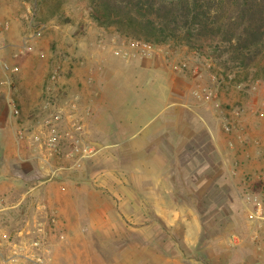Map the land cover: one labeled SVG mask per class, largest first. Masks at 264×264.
Returning <instances> with one entry per match:
<instances>
[{"label": "rangeland", "instance_id": "rangeland-1", "mask_svg": "<svg viewBox=\"0 0 264 264\" xmlns=\"http://www.w3.org/2000/svg\"><path fill=\"white\" fill-rule=\"evenodd\" d=\"M114 38L126 39L92 21L89 0H0V60L18 67V73L12 77L11 89L6 85L9 91L5 96L6 109L18 121L19 130L28 132L27 138L37 131L36 127L44 116L61 110L63 115L88 120L90 109L84 101L86 91L81 84H77L76 89L65 87L61 80L74 76L73 68L82 66L81 58L91 52L94 43L104 41L110 44ZM199 44L189 47L171 40L155 45L170 70L140 75V79H144L139 82L140 87L127 85L124 80H119L116 85L111 83L108 95L111 98L116 95L134 104L153 102L148 110L157 111L158 100L165 102L169 98L192 102L191 89L206 87L212 91L209 100H197V103L201 105L202 114L214 117L215 123L213 125L211 120L210 125L225 136L224 141L227 140V148L233 156L227 161L231 165V172L225 177L230 181L226 183L228 187L218 190L203 188L197 193L202 202L187 204L200 208L202 218L198 221L202 230L199 231L195 220L189 217L186 222L180 221L175 230L165 229L166 241H177L178 238L181 246H163V228L155 227V237L159 230L160 242L158 246H148L151 232L146 228L148 205L140 203L138 218L123 217L109 224L112 232L118 234L107 235L101 229L85 234L78 222L74 224L73 221L67 233L66 227L58 228L59 219L54 218L55 224L50 223L44 202L30 201L13 209L11 214L0 211L3 243L0 264H37L38 257L42 259L41 264H264V226L259 231L258 240L255 239L246 203L252 195L264 197V52L258 56L257 63L243 67L230 61L228 45L218 41ZM183 62L188 64L184 71L177 68ZM21 71L25 75L22 73L20 83L25 81L38 94L26 112L19 102L18 76ZM55 71H58L59 78L52 82ZM150 74L155 78L152 82L148 79ZM91 93L98 96L96 88ZM9 98L15 100L19 116L14 115ZM74 104L76 108H73ZM120 109L128 114L131 110H143L141 107ZM225 126L230 130L227 131ZM27 140L31 147L30 139ZM96 155L85 159L79 168L71 169L72 163L66 157L54 158L51 164L54 167L58 162H65L69 178L83 179L84 165ZM192 157L186 154L182 159ZM36 160L40 165L38 155ZM0 163L3 165V159ZM120 163L118 159L115 164L108 162L106 166L107 169H116ZM180 178L183 181V174ZM180 178L176 179V184ZM182 189L181 186L175 188L177 196ZM58 191L65 193L63 189ZM210 197L218 202H210ZM60 198L61 202L56 205L64 210V216L77 205L80 207L65 195ZM40 225L44 228L41 233L37 230ZM50 232L54 240L64 246H52ZM38 240L41 245L34 246Z\"/></svg>", "mask_w": 264, "mask_h": 264}, {"label": "crops", "instance_id": "crops-1", "mask_svg": "<svg viewBox=\"0 0 264 264\" xmlns=\"http://www.w3.org/2000/svg\"><path fill=\"white\" fill-rule=\"evenodd\" d=\"M113 48L112 43H94L91 52L81 58L82 66L73 68L74 76L61 80L65 87L76 89V85L81 84L86 91L84 101L90 109L86 122L88 138L94 140L92 144L98 153L84 165L83 179L69 178L65 162H58L51 168L40 167L37 154L28 145V138L20 136L22 130L18 128V121L7 113L5 96L9 91L4 84L7 74L0 69V160L3 159V165H0V201L4 202L3 211L11 214L13 209L27 202H44L50 218L59 219V229L66 227L68 233L73 221L74 224L78 222L82 233L90 234L101 229L110 235L118 234L112 232L110 223L123 217L138 218L139 204L146 203V228L151 231L148 246L155 247L160 242L159 230L155 237V227L163 228V246H181L178 238L177 241H166V230H175L180 221L186 222L189 217L195 220L196 228L202 230L198 221L202 218L200 208L187 204L202 202L197 193L203 188L218 190L228 187L226 183L230 181L225 177L229 176L231 165L227 161L233 152L228 150L225 136L210 125L214 117L200 111L201 105L192 96V89L189 91L192 102L169 98L165 102L158 100L157 111L148 110L153 102L134 104L116 95L111 98L108 95L111 83L116 85L119 80H124L127 85L140 87L139 82H144L140 75L170 70L157 52L150 58L126 61L115 56ZM22 73L18 76L19 102L26 112L38 94L25 81L20 83ZM148 79L152 82L155 78L151 75ZM165 87L171 90L169 86ZM94 88L98 91L97 97L91 93ZM125 107H141L143 110H131L128 114L120 109ZM23 132L28 135L27 131ZM186 154L193 157L182 159ZM118 159L121 163L116 169H107L108 162L115 164ZM54 169L60 170L55 178L52 176ZM177 178H180L178 184L175 182ZM178 186L183 189L177 196L175 188ZM63 195L80 204L66 216L64 210L56 205ZM209 200L218 202L213 197ZM155 219L162 223H156ZM63 220L67 221L63 223ZM52 234L49 233L51 245L64 246L57 243Z\"/></svg>", "mask_w": 264, "mask_h": 264}, {"label": "trees", "instance_id": "trees-1", "mask_svg": "<svg viewBox=\"0 0 264 264\" xmlns=\"http://www.w3.org/2000/svg\"><path fill=\"white\" fill-rule=\"evenodd\" d=\"M100 28L153 45L221 42L230 61L253 65L264 52V0H89ZM257 63V62H256Z\"/></svg>", "mask_w": 264, "mask_h": 264}, {"label": "built area", "instance_id": "built-area-1", "mask_svg": "<svg viewBox=\"0 0 264 264\" xmlns=\"http://www.w3.org/2000/svg\"><path fill=\"white\" fill-rule=\"evenodd\" d=\"M112 44L114 45V55L126 61L134 58H150L158 50L157 46L143 40L114 38ZM177 68L184 71L188 68V64L183 62ZM0 69L7 74V79L4 81V84L11 89L13 84L12 77L18 73V67L11 66L7 62L0 60ZM58 78V71H55L51 76V80L55 82ZM191 93L196 100L200 101H207L212 96V91L206 87H198L193 89ZM9 105L14 115L19 116L20 110L14 99L9 98ZM76 107L77 105L74 104L73 108ZM63 114V110H61L55 114L44 116L41 124L36 127L37 131L32 133V137L28 136L33 151L39 157L41 168L53 167L51 164L52 160L62 157H66L72 163V166H70L71 169L79 168L85 159L98 153V149L88 138L87 118ZM225 128L227 131L230 130L229 126H225ZM20 136L22 138L27 137L23 131L20 132ZM57 171V169H54L52 176ZM246 203L248 205L247 217L252 226L255 239L258 240L259 231L264 226V197L255 194L250 196ZM3 207L4 202L0 201V211H3ZM50 223L55 224V219H50ZM37 230L41 233L44 231V228L40 225ZM2 244L0 237V247ZM40 245L41 242L39 240L34 243V246ZM41 262V257H38L36 263L41 264Z\"/></svg>", "mask_w": 264, "mask_h": 264}]
</instances>
